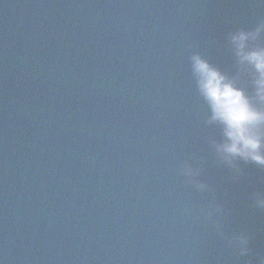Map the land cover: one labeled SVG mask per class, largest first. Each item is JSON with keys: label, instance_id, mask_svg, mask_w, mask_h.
Segmentation results:
<instances>
[{"label": "water", "instance_id": "1", "mask_svg": "<svg viewBox=\"0 0 264 264\" xmlns=\"http://www.w3.org/2000/svg\"><path fill=\"white\" fill-rule=\"evenodd\" d=\"M261 19V0H0L2 264H264V168L223 163L190 60L255 99L227 36Z\"/></svg>", "mask_w": 264, "mask_h": 264}, {"label": "clouds", "instance_id": "2", "mask_svg": "<svg viewBox=\"0 0 264 264\" xmlns=\"http://www.w3.org/2000/svg\"><path fill=\"white\" fill-rule=\"evenodd\" d=\"M264 3V0H261ZM264 33V19L254 28H237L228 33L227 39L233 46L237 62L248 65L254 72L255 99L244 88L239 87L233 77L210 63L199 53L190 57L191 69L196 78L199 96L206 103L208 123L218 124L223 130V139L216 151L223 163L239 171L238 160L254 162L264 168V47L250 46ZM198 190L210 191L206 182L198 184ZM253 204L264 209V193H255ZM219 204L212 205L206 215L213 218L223 215ZM217 231L221 225L216 223ZM242 256L249 251V237L240 233L229 241ZM2 264V261H0Z\"/></svg>", "mask_w": 264, "mask_h": 264}]
</instances>
